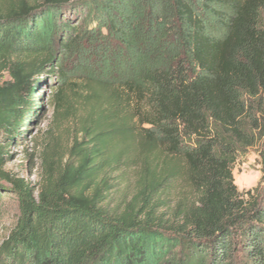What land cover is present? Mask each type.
Here are the masks:
<instances>
[{"label":"trees","instance_id":"trees-1","mask_svg":"<svg viewBox=\"0 0 264 264\" xmlns=\"http://www.w3.org/2000/svg\"><path fill=\"white\" fill-rule=\"evenodd\" d=\"M92 3L133 10L106 26L115 51L100 68L82 62ZM201 5L230 12L213 10L211 32ZM44 75L73 124L67 153L43 150L34 185L5 171L6 144ZM1 135L19 214L0 264H264V150L255 187L233 174L264 143V0H0Z\"/></svg>","mask_w":264,"mask_h":264},{"label":"rangeland","instance_id":"rangeland-1","mask_svg":"<svg viewBox=\"0 0 264 264\" xmlns=\"http://www.w3.org/2000/svg\"><path fill=\"white\" fill-rule=\"evenodd\" d=\"M89 7L88 18L85 20V24L89 30H93V39H85L82 42V62L87 67L100 68L105 64L104 58L101 55L106 50L112 53L115 51V47L111 44L113 41L103 38L104 35L108 34L106 26L111 24L114 26L118 25L124 17L131 15L133 10L131 8L126 13L121 11V14L111 17L103 15L104 9L101 4L92 3ZM74 8V6L67 7L71 12H74ZM213 10H218L225 15H228L230 12L228 8L220 5L216 7L199 6L198 12L210 24L208 30L211 32L214 28L221 26V20L216 19ZM123 14L126 16H123ZM159 14L161 13L157 12L158 16ZM77 21V17L73 19V22ZM161 21L169 22V20ZM153 26L159 30L162 29L160 23L154 22ZM8 79L9 76L6 74L2 81ZM44 79L45 82H42L41 88L35 94L39 107L33 110L31 121L29 123L26 122V125L22 127L23 132L15 140H9V143L6 144V153L9 156L5 159V171L10 172L15 177L24 178L34 185H38L41 179V155L43 150L57 147L63 154L67 153L72 135V121L61 120L56 113L54 92L58 78L55 76L49 78L47 75H44ZM0 140L4 142L6 137L1 135ZM263 150L264 143L252 147L245 154L239 155L234 165L233 174L240 190L250 189L259 183L263 175L262 157L260 155V151ZM11 189V185L6 180L0 179V192L5 193L4 203H6L4 212L0 217V243L14 225L19 214L17 200ZM115 196L116 201H118L120 198L119 193Z\"/></svg>","mask_w":264,"mask_h":264}]
</instances>
